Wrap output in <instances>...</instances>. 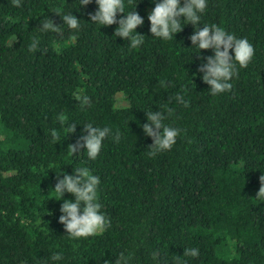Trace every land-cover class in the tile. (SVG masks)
Masks as SVG:
<instances>
[{
	"label": "trees",
	"instance_id": "trees-1",
	"mask_svg": "<svg viewBox=\"0 0 264 264\" xmlns=\"http://www.w3.org/2000/svg\"><path fill=\"white\" fill-rule=\"evenodd\" d=\"M158 2L124 0L126 13L144 19L136 29L144 42L130 49L115 36L118 23L91 22L95 0H0V264H115L121 253V264H264V198L256 197L264 175V0H207L200 24H185L171 40L150 32ZM57 10L81 27L70 29ZM47 17L59 33L37 29ZM205 24L255 49L246 68L236 65L231 90L215 96L198 71L214 52L189 39ZM34 37L38 50L30 51ZM77 93L90 106L82 109ZM119 96L126 107L117 106ZM147 111L181 130L171 150L154 157L142 128ZM87 124L112 129L95 160L69 147ZM77 167L100 178L110 227L73 239L59 217L63 200L75 197L57 201L53 189ZM57 253L62 259L52 260Z\"/></svg>",
	"mask_w": 264,
	"mask_h": 264
},
{
	"label": "clouds",
	"instance_id": "clouds-1",
	"mask_svg": "<svg viewBox=\"0 0 264 264\" xmlns=\"http://www.w3.org/2000/svg\"><path fill=\"white\" fill-rule=\"evenodd\" d=\"M90 3L92 0H80V6ZM95 3L98 5V9L95 13L89 14L91 22L101 26L118 23L115 36L128 40L130 49H136L144 42V35L136 32L137 27L143 25L144 19L135 9L126 13L124 0H95ZM12 4L14 7L22 6L21 0H12ZM206 8L207 0H184L183 6H181V0H161L155 4L148 15L150 32L156 38L171 40L175 34L183 31L185 24H191L194 27L200 24V14L204 13ZM118 13H126V17L117 21ZM55 14L59 15L70 29L78 30L81 27L80 20L75 15L61 14L59 10ZM182 21L185 22L183 25ZM41 24L42 27L37 29L42 33L60 32V26L55 25L54 21L48 17ZM189 39L192 45L198 47L199 50L211 49L214 52L213 56L202 58L207 62L198 69L203 73V82L210 86V94L213 96L231 90L232 84L229 81L237 74L236 65L246 68L255 53L253 45L246 38H237L216 24L210 26L205 24L202 29L196 27L194 34ZM38 44V38L34 37L28 46L29 50L37 51ZM230 49L234 51V57L230 55ZM74 99L80 103L82 109L85 106H90V98L87 95L77 93L74 95ZM175 99L185 107L188 106L189 102L184 100L183 95L178 94ZM146 117L148 122L142 125L143 132L153 140V144L148 148L150 150L148 155L154 157L158 152L171 150L181 130L165 125L163 123L165 115L161 111H147ZM84 131L87 134L82 135L76 144L69 145V147L73 155L83 148L86 150L87 157L95 160L105 138L112 135V129L107 126L101 128L87 124L84 125ZM74 132L75 124L69 128L68 133ZM51 135L53 140L59 141L57 130L53 129ZM113 139L117 143L120 141L121 133L118 129L115 131ZM99 183L100 178L92 174L89 168L77 167L74 168L73 174H64L63 179H58L53 189L59 196L57 201L63 199L65 193H70L75 197V202L69 199L63 200L60 207L62 214L59 217V223L64 226L67 234L73 239L94 236L110 227V220L101 212L102 205L98 202ZM260 183L261 186L256 197L264 198V175L260 176ZM156 255L157 253H153V256ZM183 255L197 257L199 250L185 249ZM61 259L62 256L59 253L52 256L54 261ZM124 259V255L121 253L115 264H121Z\"/></svg>",
	"mask_w": 264,
	"mask_h": 264
},
{
	"label": "rangeland",
	"instance_id": "rangeland-1",
	"mask_svg": "<svg viewBox=\"0 0 264 264\" xmlns=\"http://www.w3.org/2000/svg\"><path fill=\"white\" fill-rule=\"evenodd\" d=\"M117 106L119 108L127 106V102L125 101V99L122 96H119Z\"/></svg>",
	"mask_w": 264,
	"mask_h": 264
}]
</instances>
